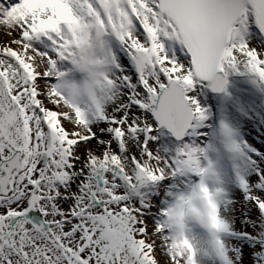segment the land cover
<instances>
[{"label": "snow or ice", "instance_id": "6c2138e0", "mask_svg": "<svg viewBox=\"0 0 264 264\" xmlns=\"http://www.w3.org/2000/svg\"><path fill=\"white\" fill-rule=\"evenodd\" d=\"M0 264H264V0H0Z\"/></svg>", "mask_w": 264, "mask_h": 264}]
</instances>
